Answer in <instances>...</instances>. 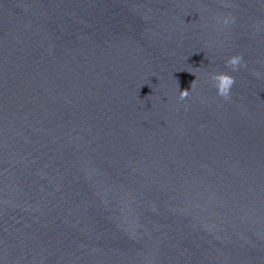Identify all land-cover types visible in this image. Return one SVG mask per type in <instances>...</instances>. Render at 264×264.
I'll return each mask as SVG.
<instances>
[{"label":"water","instance_id":"95a60500","mask_svg":"<svg viewBox=\"0 0 264 264\" xmlns=\"http://www.w3.org/2000/svg\"><path fill=\"white\" fill-rule=\"evenodd\" d=\"M0 264H264V0H0Z\"/></svg>","mask_w":264,"mask_h":264},{"label":"clouds","instance_id":"9594fccd","mask_svg":"<svg viewBox=\"0 0 264 264\" xmlns=\"http://www.w3.org/2000/svg\"><path fill=\"white\" fill-rule=\"evenodd\" d=\"M226 64L230 66L233 72L237 71L241 67H245L246 63L243 61V57L240 55L229 56L226 60ZM209 80L215 87L217 94L223 97L225 100L231 98V91L235 84V77L230 72L216 71L208 74ZM195 85H191L194 87ZM189 95V90L184 89L180 91V99L183 100Z\"/></svg>","mask_w":264,"mask_h":264}]
</instances>
